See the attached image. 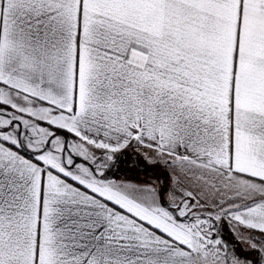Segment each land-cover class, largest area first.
<instances>
[{
	"label": "snow or ice",
	"instance_id": "1",
	"mask_svg": "<svg viewBox=\"0 0 264 264\" xmlns=\"http://www.w3.org/2000/svg\"><path fill=\"white\" fill-rule=\"evenodd\" d=\"M0 264H264V0H0Z\"/></svg>",
	"mask_w": 264,
	"mask_h": 264
}]
</instances>
